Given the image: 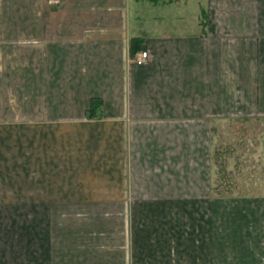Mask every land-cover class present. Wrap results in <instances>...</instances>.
Segmentation results:
<instances>
[{
    "label": "crops",
    "instance_id": "obj_1",
    "mask_svg": "<svg viewBox=\"0 0 264 264\" xmlns=\"http://www.w3.org/2000/svg\"><path fill=\"white\" fill-rule=\"evenodd\" d=\"M6 1L0 264H264V171L213 185L215 125L264 119V0Z\"/></svg>",
    "mask_w": 264,
    "mask_h": 264
},
{
    "label": "rangeland",
    "instance_id": "obj_2",
    "mask_svg": "<svg viewBox=\"0 0 264 264\" xmlns=\"http://www.w3.org/2000/svg\"><path fill=\"white\" fill-rule=\"evenodd\" d=\"M15 1L16 7L13 9L27 13L28 1ZM48 2V7L55 10L60 7L62 0ZM4 6L8 7L7 1L0 3V9ZM36 8L45 10V4L38 2ZM136 8L140 11V3ZM24 21L22 19L21 23L24 24ZM213 147L214 188L222 187L233 194H240V186L251 187V172L264 171V119L235 120L215 125Z\"/></svg>",
    "mask_w": 264,
    "mask_h": 264
},
{
    "label": "trees",
    "instance_id": "obj_3",
    "mask_svg": "<svg viewBox=\"0 0 264 264\" xmlns=\"http://www.w3.org/2000/svg\"><path fill=\"white\" fill-rule=\"evenodd\" d=\"M140 49V40L133 39L131 41V54L135 55ZM87 120H101L103 118V101L100 99H92L89 109L86 113Z\"/></svg>",
    "mask_w": 264,
    "mask_h": 264
},
{
    "label": "built area",
    "instance_id": "obj_4",
    "mask_svg": "<svg viewBox=\"0 0 264 264\" xmlns=\"http://www.w3.org/2000/svg\"><path fill=\"white\" fill-rule=\"evenodd\" d=\"M149 56L147 52H140L134 59L136 65L142 66L148 62Z\"/></svg>",
    "mask_w": 264,
    "mask_h": 264
}]
</instances>
